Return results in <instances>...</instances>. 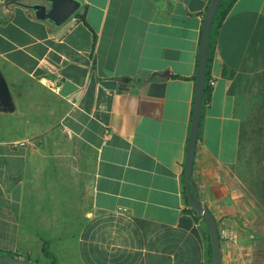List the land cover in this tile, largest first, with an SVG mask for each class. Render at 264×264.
Instances as JSON below:
<instances>
[{
	"label": "crops",
	"instance_id": "crops-1",
	"mask_svg": "<svg viewBox=\"0 0 264 264\" xmlns=\"http://www.w3.org/2000/svg\"><path fill=\"white\" fill-rule=\"evenodd\" d=\"M35 1L0 0L13 101L0 104V250L40 264L45 242L57 264H213L185 187L211 0H81L61 26ZM210 71L191 184L237 236L221 239L222 264H264V205L236 173V86L264 77V0H236Z\"/></svg>",
	"mask_w": 264,
	"mask_h": 264
},
{
	"label": "water",
	"instance_id": "water-1",
	"mask_svg": "<svg viewBox=\"0 0 264 264\" xmlns=\"http://www.w3.org/2000/svg\"><path fill=\"white\" fill-rule=\"evenodd\" d=\"M222 1H210L203 21L192 128L185 169V187L189 205L202 217L209 227L213 250V264H222L219 224L211 210L191 191V178L200 133L204 97L207 89L212 29ZM28 6L35 12L38 18L50 20L54 25L61 26L81 9L82 2L81 0H37ZM0 104L5 107H10L13 104L8 83L2 75H0ZM0 264L40 263L17 255L0 254Z\"/></svg>",
	"mask_w": 264,
	"mask_h": 264
},
{
	"label": "rangeland",
	"instance_id": "rangeland-1",
	"mask_svg": "<svg viewBox=\"0 0 264 264\" xmlns=\"http://www.w3.org/2000/svg\"><path fill=\"white\" fill-rule=\"evenodd\" d=\"M236 95L237 113L242 125L245 124L236 173L251 189L250 184L258 178L259 170H262L264 177V77L243 79L236 86ZM254 142L256 146L253 148Z\"/></svg>",
	"mask_w": 264,
	"mask_h": 264
},
{
	"label": "trees",
	"instance_id": "trees-1",
	"mask_svg": "<svg viewBox=\"0 0 264 264\" xmlns=\"http://www.w3.org/2000/svg\"><path fill=\"white\" fill-rule=\"evenodd\" d=\"M236 2V0H223L222 4L218 10V13L216 15L215 21H214V25H213V29H212V37H211V51H210V61H209V70H208V78H207V89L205 92V97H204V101H208L210 92H211V87L209 85V80H210V76H211V60H212V55H213V50H214V37L216 35V32L218 31V29L222 26V23L225 19V17L227 16L228 12L230 11L231 7L234 5V3ZM226 74L230 75V76H234V72L231 70H226ZM245 124L243 123L242 125V129H241V144L243 142L244 139V135H245V128H244ZM256 146V143H253V148ZM240 153H241V147H240ZM240 158V156H239ZM250 165V164H249ZM259 176L258 178L253 181L251 185V190L252 192L255 194V196L259 199V201L264 205V177H263V173L262 170L258 171ZM191 191L198 196V192L197 189L195 187L194 184H191ZM188 200V198H187ZM189 211H191L197 219L203 220L202 217L195 211L193 210L191 207H189ZM43 251L44 254L51 259V262L49 264H57L56 261V257L50 252L49 249V243L45 242L44 246H43ZM0 254H8V255H17V256H22L10 251H2L0 250ZM27 258V257H26ZM30 259V258H27Z\"/></svg>",
	"mask_w": 264,
	"mask_h": 264
},
{
	"label": "built area",
	"instance_id": "built-area-1",
	"mask_svg": "<svg viewBox=\"0 0 264 264\" xmlns=\"http://www.w3.org/2000/svg\"><path fill=\"white\" fill-rule=\"evenodd\" d=\"M217 83V80L214 78H211L209 80V85L211 88H213ZM28 144V140H19L13 143V145H17V146H26ZM221 239H228L231 241H236L237 240V236L235 234V232L233 230H231L230 228H224L221 232Z\"/></svg>",
	"mask_w": 264,
	"mask_h": 264
}]
</instances>
